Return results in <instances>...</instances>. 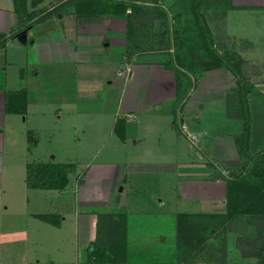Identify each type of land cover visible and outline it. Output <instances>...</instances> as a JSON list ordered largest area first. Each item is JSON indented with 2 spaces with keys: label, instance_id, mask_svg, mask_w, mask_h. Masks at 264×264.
I'll use <instances>...</instances> for the list:
<instances>
[{
  "label": "crops",
  "instance_id": "0c3cea01",
  "mask_svg": "<svg viewBox=\"0 0 264 264\" xmlns=\"http://www.w3.org/2000/svg\"><path fill=\"white\" fill-rule=\"evenodd\" d=\"M150 1L0 0V197L17 201L18 225L0 230V264H264V244L252 253L229 232L263 226L261 209L227 218L230 185L251 177L238 78L222 62L186 71L136 38L122 5ZM199 1L217 52L239 60L247 153L264 154V0ZM179 214L223 219L219 261L178 259ZM98 233L111 261L88 256Z\"/></svg>",
  "mask_w": 264,
  "mask_h": 264
},
{
  "label": "rangeland",
  "instance_id": "374dc122",
  "mask_svg": "<svg viewBox=\"0 0 264 264\" xmlns=\"http://www.w3.org/2000/svg\"><path fill=\"white\" fill-rule=\"evenodd\" d=\"M150 3L157 5L148 7V10H142L139 16L136 17L139 18L134 28L136 38L139 35L149 36L151 38L150 48L154 46H161L165 49L172 48V60L189 72H199L211 65V63H217L214 54V51L217 52V50L209 34L204 15L200 12V6L203 5L205 7L209 3H201L199 0L195 3L194 0V4H192V0H184L182 2L183 9L178 12L165 10L158 5L159 2L157 0H151ZM230 52L232 56L234 55L233 57L231 56V60L236 62L237 57L232 51L227 53ZM228 56L230 55L226 54V57ZM71 171L76 173L73 169ZM10 189L7 188L6 191L11 192ZM12 189L14 190L15 188L13 187ZM232 200H234V197ZM16 205L17 201L15 202L13 198L7 201L6 198L0 197V230H15L18 227V225L13 224L15 222L14 216L8 214L15 212ZM211 220L213 222L210 225L212 226L211 228H216L221 223V221L216 219ZM18 221L21 222V220L17 219L16 223ZM256 226V229L249 231L237 222V224L231 226L229 232L233 233V238H235L237 245L248 247L244 249L255 253L256 247L264 244V241L261 240V237L264 238V225L256 224ZM211 228L206 227L204 230V236L207 237V240L203 247L193 243L195 247L191 255L196 262L219 261L224 256L222 249L226 241V232L223 231L222 233V229L219 232L218 230L211 232ZM259 228L260 230H258ZM240 230L242 232L241 236H235L234 234ZM223 235L225 238L223 240L225 241L221 242ZM211 257L212 259H210Z\"/></svg>",
  "mask_w": 264,
  "mask_h": 264
},
{
  "label": "trees",
  "instance_id": "16d2710c",
  "mask_svg": "<svg viewBox=\"0 0 264 264\" xmlns=\"http://www.w3.org/2000/svg\"><path fill=\"white\" fill-rule=\"evenodd\" d=\"M14 3L16 6L23 7L24 0H14ZM126 5H129L131 7V17L133 18L139 16L140 12L142 11L139 9V7L136 5L134 7L133 4H125L122 5V10L126 9ZM17 10V9H16ZM5 41V36H0V45L3 44ZM215 57L217 59V63H224L226 67H228L231 72L238 78L239 81V95L241 98V116L244 119V128L240 139V147L241 151L244 155H246L250 159V164L248 165V177L246 176L247 181H241V176L236 180V182L232 183L230 185V188L228 190L229 193V200L230 205L227 212V218L233 216L235 213H247L252 214L254 213L257 207H259L261 210L256 211L260 213H264V154L260 153L257 154L255 157L249 156L247 153V144H248V138H249V130H250V112L249 107L247 103V99L245 98L246 93V83L244 82V78L242 77L238 64L239 60H236V62L228 63V60L224 59L220 54H218L216 51H214ZM232 56V55H231ZM234 56V55H233ZM232 56V57H233ZM231 57V58H232ZM231 58H228L231 60ZM13 104L17 105V103L20 100V92L18 95L13 97ZM37 168H34L33 165L28 166L27 170V181L30 185H37L39 180L40 171L37 173ZM59 171V170H56ZM56 183L61 182V178L57 177L54 174ZM249 180V181H248ZM255 180V181H254ZM55 183V184H56ZM39 184V183H38ZM234 197V200L232 198ZM258 202V203H257ZM256 205V206H255ZM221 223L216 228H211L212 226H204L200 224L199 222H196L194 220V217L187 214H179L177 216V251H178V259L180 260H190L191 252L194 250L193 243H195L197 246H204L207 240V237L204 236V230L206 227L211 228V232L214 230L220 231L222 229V233L224 231L223 227V219L221 220ZM224 236L221 239V242L224 241ZM261 239L264 241V238L261 237ZM262 246V245H261ZM223 246V253H224ZM105 248L104 243L102 240V236L98 233V236L96 240L92 243V250L89 252L88 256L92 257L94 261H111V256L109 254H105ZM105 257V258H104Z\"/></svg>",
  "mask_w": 264,
  "mask_h": 264
},
{
  "label": "water",
  "instance_id": "95a60500",
  "mask_svg": "<svg viewBox=\"0 0 264 264\" xmlns=\"http://www.w3.org/2000/svg\"><path fill=\"white\" fill-rule=\"evenodd\" d=\"M23 32H25V30L23 29Z\"/></svg>",
  "mask_w": 264,
  "mask_h": 264
}]
</instances>
